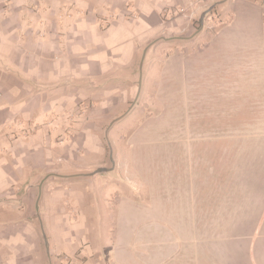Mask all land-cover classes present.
<instances>
[{"label":"crops","instance_id":"obj_1","mask_svg":"<svg viewBox=\"0 0 264 264\" xmlns=\"http://www.w3.org/2000/svg\"><path fill=\"white\" fill-rule=\"evenodd\" d=\"M219 6L227 23L197 49L212 18L201 33L196 22ZM185 49L217 52L242 82L254 68L264 94V0H0V264H146L152 218L113 182L107 149L155 61L166 78ZM202 223L192 264H264V205L217 252L224 224Z\"/></svg>","mask_w":264,"mask_h":264},{"label":"rangeland","instance_id":"obj_2","mask_svg":"<svg viewBox=\"0 0 264 264\" xmlns=\"http://www.w3.org/2000/svg\"><path fill=\"white\" fill-rule=\"evenodd\" d=\"M209 14L206 27L195 24L197 33L205 27L197 49L216 44L227 23L223 6ZM216 53L182 50V62L173 59L166 78L155 61L134 110L121 115L112 131L116 140L107 158L113 182H127L141 192L146 218H152L146 223V264H192L196 236L207 230L202 222L213 218L224 224L215 228L217 252L224 242L238 238L243 229L238 221L255 222L263 209V93L251 82L254 68H247L242 82L239 67L227 65ZM150 55L142 62V73L136 70L141 87ZM250 231L248 227V235Z\"/></svg>","mask_w":264,"mask_h":264},{"label":"water","instance_id":"obj_3","mask_svg":"<svg viewBox=\"0 0 264 264\" xmlns=\"http://www.w3.org/2000/svg\"><path fill=\"white\" fill-rule=\"evenodd\" d=\"M211 10H213V8H211L210 10H208L207 12H205V13L201 16L200 23H201L202 26H203V24H204V18H205V16H206V14L209 13ZM140 71H142V66H141V70H140ZM106 171H108V169H100V170H97V171H96V174L103 173V172H106Z\"/></svg>","mask_w":264,"mask_h":264}]
</instances>
